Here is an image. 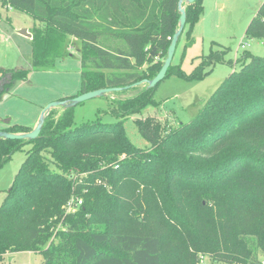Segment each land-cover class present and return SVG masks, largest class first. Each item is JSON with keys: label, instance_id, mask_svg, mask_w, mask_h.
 Listing matches in <instances>:
<instances>
[{"label": "trees", "instance_id": "1", "mask_svg": "<svg viewBox=\"0 0 264 264\" xmlns=\"http://www.w3.org/2000/svg\"><path fill=\"white\" fill-rule=\"evenodd\" d=\"M178 1L0 0L33 21L29 65L0 68V98L14 81L69 54L70 39L80 41L76 95L152 79L163 63L155 59L165 58L178 28ZM183 6L181 34L189 39L202 0ZM245 35L264 39V1ZM104 37L122 45L106 47ZM226 53L210 48L189 75L171 61L165 77L202 78L218 63L233 65ZM238 61L189 121L135 119L144 147L128 139L123 122L156 103L158 84L116 100L114 122L73 126V107H53L36 138L0 137V167L31 145L0 204V264L19 251L40 254V264H199L202 257L262 264L264 56L244 51ZM71 199L81 203L68 210Z\"/></svg>", "mask_w": 264, "mask_h": 264}, {"label": "rangeland", "instance_id": "2", "mask_svg": "<svg viewBox=\"0 0 264 264\" xmlns=\"http://www.w3.org/2000/svg\"><path fill=\"white\" fill-rule=\"evenodd\" d=\"M264 0H202L203 12L192 27L190 38L183 32L176 46L172 64L179 66L186 75L191 74L201 63L202 56L209 49H227L225 59L233 65L218 63L204 77L186 79L170 73L162 79L154 90L155 104H148L140 112L134 113L123 122L128 139L138 147L147 145L135 126V119L156 116L177 125L189 121L202 107L203 101L217 88L220 82L233 70L240 67L239 58L244 51L264 56V39L248 38L245 28ZM32 19L0 4V68H22L29 65L31 44L29 37L20 33L25 29L30 33ZM31 34V33H30ZM189 40V41H188ZM106 47L121 46L118 38H102ZM186 44V45H185ZM217 44V45H216ZM69 54L55 61L52 68L33 70L26 80H16L7 90L12 93L0 102V117H11L29 127L39 118L41 110L50 102L63 97L74 96L80 88V41L70 39ZM163 62V56L155 59ZM145 84L123 91H111L104 95L86 99L73 106V126L93 122H114L110 113L118 99L132 96L144 88ZM57 111H61L59 106ZM8 117H5V114ZM38 121V120H37ZM19 123V122H18ZM31 145L26 143L15 151L11 158L0 167V204L11 186L13 177L24 160ZM259 259L264 260L262 254ZM40 254L30 251L7 253L2 264H40ZM199 264L212 263L207 257L200 258Z\"/></svg>", "mask_w": 264, "mask_h": 264}, {"label": "water", "instance_id": "3", "mask_svg": "<svg viewBox=\"0 0 264 264\" xmlns=\"http://www.w3.org/2000/svg\"><path fill=\"white\" fill-rule=\"evenodd\" d=\"M193 1L194 0H179L178 1L177 8H178V11L180 12V16L178 19V28L175 30V32L173 33V35L171 37L169 46L167 48L166 56L164 58V61L161 65L159 71L156 73V75L152 79L141 80V81H138V82L133 83L131 85H127V86H123V87L99 88L96 90L83 92L81 94H78V95L70 98V99L57 100V101L50 102L41 110L36 125L33 128H31L30 131L24 132V133H12V132L3 131L1 129L0 130V137L7 138V139H34L40 133V130H41L45 116L47 115L49 110L53 107H58V106L62 107V108L73 107L76 104H78V103H80L86 99L101 96V95H104L107 92H111V91H119V90L129 89L131 87L138 86L141 84H146L148 88L154 87L162 79H164V77L166 75V71H167L169 65L171 64V61H172V58H173V55L175 52V48L177 45V40H178V38L182 32V29L184 27L186 16H185V9L183 6V2L191 3ZM20 33L29 37V38L31 36V34L29 32H27V30H25V29L21 30Z\"/></svg>", "mask_w": 264, "mask_h": 264}, {"label": "crops", "instance_id": "4", "mask_svg": "<svg viewBox=\"0 0 264 264\" xmlns=\"http://www.w3.org/2000/svg\"><path fill=\"white\" fill-rule=\"evenodd\" d=\"M12 95V93H9V92H7L6 91V93H4V95L0 98V100L1 101H3L4 99H6L8 96H11ZM0 101V102H1ZM9 115L6 113L5 114V117H8ZM37 117L34 119V121H33V126L31 127V128H33L35 125H36V123H37ZM19 122V123H18ZM12 123H18V124H20V121H18V120H14V119H12L11 117H9V118H7V119H2V117H0V130L1 129H3V128H5L6 126H8L9 124H12Z\"/></svg>", "mask_w": 264, "mask_h": 264}, {"label": "built area", "instance_id": "5", "mask_svg": "<svg viewBox=\"0 0 264 264\" xmlns=\"http://www.w3.org/2000/svg\"><path fill=\"white\" fill-rule=\"evenodd\" d=\"M81 203L78 199H71L68 202V210H73L76 206H78ZM261 263L264 264V260H261Z\"/></svg>", "mask_w": 264, "mask_h": 264}]
</instances>
